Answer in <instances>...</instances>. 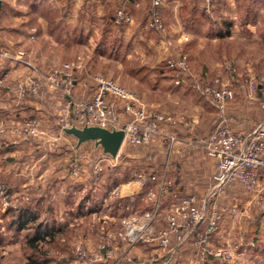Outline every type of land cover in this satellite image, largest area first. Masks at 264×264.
<instances>
[{"label": "rangeland", "instance_id": "rangeland-1", "mask_svg": "<svg viewBox=\"0 0 264 264\" xmlns=\"http://www.w3.org/2000/svg\"><path fill=\"white\" fill-rule=\"evenodd\" d=\"M198 10V20L201 22L196 23L194 27L177 26V19L184 21L188 11L183 9L181 12L167 13L164 17L168 27L165 35L149 27L147 22L149 9L143 26H138L137 32L132 29V26L136 25L133 16L132 23L114 24L113 27L101 24L94 30V27L87 25L85 32L73 39L75 41L67 43L48 40L44 33L38 38L37 36L32 38L27 34L29 26L10 24L8 29L25 31L28 38L22 35L23 40L19 42L17 36L16 38L10 36V40L0 42V46L23 50L29 63H22L10 74H6L5 84L0 87H4L6 109L13 111L6 121H0V150L3 149L0 151V264H27L29 260L44 261L46 264H81L76 261L72 248L82 238H93L87 233V229H92L96 223L94 217L85 221L74 219L73 229L68 232L55 231L57 233L54 243L45 239L40 242L38 249H32L27 243L28 236L34 233L38 224L46 225L48 216L44 200L53 189L51 184L55 186L57 183L54 193L61 195L67 192L68 185L76 186L79 181L86 182L88 187L99 181L107 184L111 182L110 185L115 186L122 185L134 181L140 171L149 173L159 168L166 159L165 145L159 139L143 146L124 144L116 164H112L106 156L103 172L97 178L92 172L93 163L104 152L92 140L82 143L77 148V138L63 130L56 105L60 101L61 91L52 87L45 77L52 68L66 63L73 67L74 91L80 98L90 97L93 92V77L102 75L116 80L126 89L136 92L144 102L164 112L176 115V109L184 107L195 111L197 106L198 110L195 113L200 114L203 111L207 115L214 113V128L219 120L216 118L217 115L219 117V110L213 111L208 98L191 86L184 85L187 86L186 89L191 87L190 92L178 91L181 89L176 88L178 87L174 81L176 73L168 68V58L186 53L190 78L201 84L219 76H225L227 80L224 68L226 62H231L238 69L239 80L233 82L236 97L230 105H234L233 108H240L243 105V108L254 114L257 120L261 117L255 126L264 120V110L261 106L264 99V0H225L222 6L218 4L215 7L214 21L208 19L204 9L198 7ZM224 22L232 23L230 35L219 36ZM39 27L41 28V25L37 27L41 33ZM182 35H187L189 39L180 41L178 38ZM166 37L177 41L169 46L165 42ZM77 39L80 43L76 42ZM2 61L11 62L0 59V62ZM13 66L15 63L10 65ZM32 79H39L41 84L39 92L28 94L22 99L18 98L15 95L16 89L20 84H27ZM247 79H253L255 82L253 89L248 86ZM16 102L22 104L21 107L24 106L21 108L20 117L17 114L18 109L14 106ZM11 116L16 118L11 119ZM32 117H37L40 122V132L36 136H30L22 130L24 121ZM190 125L191 123L187 126ZM207 137L196 142L202 147L204 156L210 158L203 148ZM4 141L7 144H4ZM78 154L84 155L85 172L81 177L72 175L68 169L69 163ZM175 155L172 154L173 159ZM193 161L191 157L189 162L187 161L189 168L193 167ZM173 162L179 169L181 168L179 161ZM213 165L215 169L216 162ZM64 181H68L69 184ZM140 189L134 191L138 197L144 194ZM188 189L189 191L186 189L188 192L199 196L206 195L211 189V179L208 187L202 188V192L193 190L192 185ZM228 189L227 194L238 195L241 198L238 199L240 202L235 200L241 211L242 209L245 211L247 200L256 197L254 191L247 190L239 184ZM128 190L130 189L124 185L123 193ZM93 192L104 194L108 191L106 192L104 187L94 191L91 186L85 193ZM232 197L229 196V199ZM150 202L145 198H138L137 206L142 210L149 206ZM10 206L11 210L8 208ZM20 208H27L30 215H36V219L23 229L18 228L16 221ZM227 217L237 224V221L244 222L246 216L241 215L234 219Z\"/></svg>", "mask_w": 264, "mask_h": 264}, {"label": "built area", "instance_id": "built-area-1", "mask_svg": "<svg viewBox=\"0 0 264 264\" xmlns=\"http://www.w3.org/2000/svg\"><path fill=\"white\" fill-rule=\"evenodd\" d=\"M132 1L123 0L117 8L113 19L115 24L133 22V14L128 6ZM150 1L148 25L165 35L168 27L163 8L175 0ZM197 1L214 18L215 7L222 0ZM165 39L169 46L177 41L169 37ZM178 39L183 41L189 37L182 35ZM0 59L29 63L23 50L3 46H0ZM167 65L176 71L175 84L199 90L220 112L215 129L203 143L206 154L216 161L211 176V189L206 195L183 192L178 183L180 169L174 164L172 154L180 141L177 128L190 124L185 116H176L153 107L144 102L136 92L102 75L93 77V92L90 97L80 98L74 91V71L69 63L54 67L45 75L48 83L61 91L60 102L56 105L62 127L100 125L110 129H124L123 145L143 146L159 139L166 150V159L159 168L149 173L140 171L134 181L122 184L130 190L123 193V186L117 185L108 191L105 201L109 197L116 199L118 207L124 213L113 220V223L101 225L97 249H88L81 241L74 245L72 251L76 255V261L81 264H182L186 246L193 251L190 264H210L213 258L224 262L235 259L238 245L244 247V250L257 245L255 240L247 239L244 234L238 236L236 245L214 247L213 243L221 231L225 217L235 218L240 213L237 203L219 202L221 195L229 187L239 184L254 191L257 203L264 209L261 183L264 172V120L250 132L235 128L230 123L227 109L236 97L233 82L239 80L238 69L231 62H226L224 68L227 80L225 76H219L202 84L191 80L186 53L168 58ZM5 76L6 73L1 71L0 87L5 84ZM247 84L252 89L255 87L253 79H247ZM40 87L39 79H32L27 84H20L15 95L22 99L28 94H37ZM261 106L264 110V99ZM22 128L30 136L38 135L39 119H26ZM4 144L7 142L4 141ZM119 155L120 152L116 157L102 153L94 160L92 172L99 178L106 156L112 164H116ZM83 158L84 155L78 154L69 163L68 169L72 175L83 176ZM134 184L138 186L136 189L133 188ZM138 188L144 191L142 197L134 194ZM138 198L151 201L150 205L139 209ZM137 247L146 250L135 253L134 249Z\"/></svg>", "mask_w": 264, "mask_h": 264}, {"label": "crops", "instance_id": "crops-1", "mask_svg": "<svg viewBox=\"0 0 264 264\" xmlns=\"http://www.w3.org/2000/svg\"><path fill=\"white\" fill-rule=\"evenodd\" d=\"M186 1L187 0L171 1L163 8L164 17H166L167 13H175V11L181 12V10L184 9V3ZM1 3L0 42L10 40V36L13 38H16L17 36L18 41L22 42V35L24 38H28V35L32 38H35L36 36L38 38L42 36V33H44V36L48 40L67 43L69 41H75L73 39H75L78 34L85 32L87 25L94 27V30L97 29V26H101V24L112 26L110 23L111 16L113 15L119 0H76V2H70L69 0H1ZM148 6V0H138L136 6L133 7L136 25L132 26V29L136 32L138 31V26H143L146 20L149 11ZM177 20V26L185 25V21L180 19ZM10 24L15 26H17V24L29 26L28 35L25 34V31L19 32L16 28L12 30L8 29ZM39 25H41V28L39 27L41 29V33H39L37 29ZM47 28L49 29L47 30ZM30 29L31 32H29ZM78 39L76 42L80 43V40ZM5 62L6 61L0 62V72L3 71L6 74H10L11 71L22 65L19 62L11 63V61L8 62L9 65ZM14 63L15 66L10 67V65H14ZM3 88L4 87L0 88V121H6L7 117H10V113L13 112L11 109H6L7 103ZM176 88L181 89L178 91H192L190 90L191 88L186 89L183 86H178ZM169 94L170 92L167 93V95ZM16 103H14V106L18 109L17 114L20 117L22 112L21 108L24 106L21 107L20 105L22 104ZM210 103L211 104L209 105L213 111L217 109L214 105H212V102ZM233 107L235 106L229 104L227 115L229 121L235 128L250 132L254 129L256 121L259 122L261 119L260 117L257 120V117H255L254 114H251L249 110L243 108V105L240 106V108L236 107L237 109ZM211 109L209 108V110ZM197 110V106L195 107V111L185 109L184 107L176 109V116L178 114H180L178 116L183 115L191 123L190 127L182 125L177 128L180 141L176 144L173 153L176 154L174 156L176 159L172 158L175 162L179 161L178 163L181 166V170L178 172V183L183 192H188V188L191 185L192 188H194L193 190H199V192H202L201 190L203 187H208L211 175L214 171L213 164L216 162L214 159L205 157L202 147L198 146L196 142L198 139L205 136L207 137L212 133L216 126L215 125L213 128V116L215 115H213L214 113L207 115L204 111L203 113L200 112V114L195 113ZM12 118H16V116H11V119ZM216 118L219 119L218 115ZM13 121H15V119ZM0 151H3V149ZM190 157L194 160L192 168H189L187 165ZM65 182L69 184L68 181H64V183ZM100 182L101 181L89 184L92 186L94 191H97L98 189L101 190L104 187L107 192L111 188L115 187V185H110L111 182L108 184L107 182ZM261 183L262 188L264 189V172L261 177ZM53 185L54 184H51L53 189L51 188L52 190L49 191V194L46 195L44 200L47 205L46 213L48 216L46 224L50 226L52 232L54 233H57L55 231L61 232L65 230L68 232L73 229L74 219H83L81 221H85V219H91V217H94L97 220L94 221L96 223L93 224L92 229H87V233L91 234L93 238L80 239L88 249H97L98 233L101 225L113 223V220L120 218V216L124 213L123 210L118 207V201L112 197H109V199L105 201V198L108 197V192L104 194H96L94 192L85 193L89 190V188H91V186L88 187L89 185L87 186V183H83V181H79L76 186L68 185L66 189L67 192L62 195L60 193H54V187L57 183L55 186ZM233 186L230 188H233ZM137 187L138 186L135 185V188H133L136 189ZM227 191H229V189ZM227 191L221 195L219 200L220 203H234L236 202L235 200H241L238 195H229L227 194ZM228 195L231 197L233 196L234 199L233 197L229 199ZM247 203L245 205V211H243V209L242 211L240 210L239 215L235 217L239 218L241 215L243 217L246 216L245 221H237L238 223L235 224L226 216V220L223 221L221 231L214 240L213 246L219 247L228 244L236 245L238 244V236L244 234L247 239H253L256 241V247L244 250V247H240L238 245L237 257L235 259L224 262L213 258L210 264H263L264 209L259 206L256 201V197L252 200H247ZM99 215L100 217H98ZM107 217L109 219H107ZM252 222L254 223L251 226ZM79 228L81 227H78V229ZM145 250L146 249L143 247H137L134 249L135 253H142ZM192 252L193 251L189 246L184 248L183 258L181 259L182 264H190L189 259Z\"/></svg>", "mask_w": 264, "mask_h": 264}, {"label": "trees", "instance_id": "trees-1", "mask_svg": "<svg viewBox=\"0 0 264 264\" xmlns=\"http://www.w3.org/2000/svg\"><path fill=\"white\" fill-rule=\"evenodd\" d=\"M148 1H149L148 8L150 9L151 8V1L150 0H148ZM222 1L219 3V5H221V6L225 3V0H222ZM122 2H123V0H119V3L116 6L115 11L121 5ZM137 3H138V0H133L132 2H129V5H128L133 16H134L133 7L136 6ZM198 7H201L203 9V5L199 1L187 0L184 3V10L188 11L186 17H184L186 27H190V26L194 27V25H196V23L201 22L198 20V14H199ZM115 11H114L113 15L111 16V20H110V23L112 24V26L115 24L114 20H113ZM204 13L208 17L209 20L214 21L216 19L215 17L213 18L210 14H207L205 11H204ZM231 26H232L231 22H224V25L222 27L223 29L219 32V36L230 35ZM168 68H170V67H168ZM170 70H172L174 73H176V71L174 69L170 68ZM178 86L184 87V85H178ZM185 87L187 88V86H185ZM189 88H191V87H188V89ZM8 208H10V210H11L12 206H10ZM28 210L29 209H27V208H24V209L20 208V210L18 211L19 213H18V218L16 221H17L19 229L25 228L29 222L34 221L36 219V215H30ZM55 234L56 233L52 232V230L48 224L43 226V223H41L35 227L34 233L32 235L28 236L27 243H28L29 247H31L32 249H38V248H40V242L45 241V239H47L46 241H48L50 243H54L56 241V235ZM27 264H46V262H44V261L39 262V261H33V260L30 261L29 260Z\"/></svg>", "mask_w": 264, "mask_h": 264}, {"label": "water", "instance_id": "water-1", "mask_svg": "<svg viewBox=\"0 0 264 264\" xmlns=\"http://www.w3.org/2000/svg\"><path fill=\"white\" fill-rule=\"evenodd\" d=\"M0 0V9H1ZM63 130L77 138V148L84 142L92 140L96 146H100L103 152L116 157L123 145L125 130L110 129L100 125L64 126Z\"/></svg>", "mask_w": 264, "mask_h": 264}]
</instances>
